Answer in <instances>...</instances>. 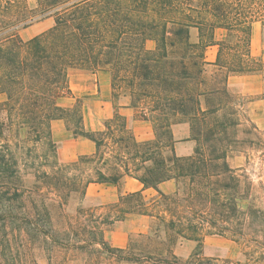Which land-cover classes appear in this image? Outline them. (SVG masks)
Returning <instances> with one entry per match:
<instances>
[{
  "label": "trees",
  "instance_id": "obj_1",
  "mask_svg": "<svg viewBox=\"0 0 264 264\" xmlns=\"http://www.w3.org/2000/svg\"><path fill=\"white\" fill-rule=\"evenodd\" d=\"M49 17L54 20L52 26L23 39L21 29ZM254 21L264 26V0H35L34 6L28 0H0V92L6 95L0 108L7 110L11 123L16 119L19 127L34 133L35 142L53 147L57 170L43 171L42 176L48 192L59 197L60 207L74 192L85 197L89 183H117L124 174L157 192L149 199L141 192L122 196L123 206L115 215H100V221L89 226L81 219L82 207L75 217L64 212L66 227L61 230L51 225L45 202L48 194L39 193L36 223L24 215L25 223L38 228L44 243L86 253L82 257L73 253L59 264H193L201 255L205 236L246 237V221L239 216L245 198L238 189L241 180L228 161L245 141L235 134L240 118L227 80L232 73L259 70L250 52ZM217 28H224L227 35L218 43L216 61L209 62L205 51L215 43ZM148 41L155 46L148 47ZM70 68L109 70L114 112L105 119L103 130L83 126L79 104L67 108L58 103L71 92ZM120 97L130 98L127 105L152 122L153 138L135 137L119 111L122 104L116 99ZM72 115L77 117L75 135L92 140L96 150L62 164L52 122L63 119L70 128ZM178 123L189 124L190 137H175L173 126ZM253 128L258 129L254 124ZM189 139L196 142L193 152L179 155L177 143ZM1 147L0 203L12 206L22 195L9 185L18 173L19 159L11 146ZM169 179L178 186L167 194L159 185ZM128 212L149 215L158 228L133 235L125 248L113 247L105 239L103 226ZM261 212L256 204L248 209L249 218L253 216L248 227L253 232L263 231L254 221ZM161 227L180 240L197 241L186 260L171 248L158 252L154 238ZM83 233H87L86 241L80 239ZM138 238L145 239L141 247H137ZM24 248L23 243L16 247L7 241L3 250L11 255L8 263L20 264Z\"/></svg>",
  "mask_w": 264,
  "mask_h": 264
},
{
  "label": "rangeland",
  "instance_id": "obj_2",
  "mask_svg": "<svg viewBox=\"0 0 264 264\" xmlns=\"http://www.w3.org/2000/svg\"><path fill=\"white\" fill-rule=\"evenodd\" d=\"M28 1L31 6L35 5V0ZM37 23L47 29L53 25L54 20L52 17H49L34 22L33 24ZM29 30H31L29 27L20 30L23 39H28L31 34ZM192 37L193 39L197 38L196 30L192 31ZM147 45L148 47H154L155 42L148 41ZM257 66L259 69L264 70L263 62L258 61ZM109 78H111V74L106 69L95 72L89 69L70 68L68 70V83L71 92L69 95L59 98L58 103L67 108L79 104V108L83 114V126L89 130L88 124L90 122L95 124L96 121V125L99 126V129L96 131L103 130L105 128V119L100 118V122H97L99 119H89L86 115L88 111L95 112V109L98 108L100 98H103L105 95L106 83ZM116 101L121 104L129 102L130 98L120 97ZM3 110L4 112L1 111L0 121L2 122L3 131L2 143L5 142V144H0L3 146L0 147L3 149L8 145L11 146L19 159L18 173L9 179V185L11 191L18 189L22 192V195L12 202V206L10 204L7 206V204L0 203V264H9L8 261H11L9 258L11 256L10 253L3 250V246L7 244V241L16 247L19 243L24 244L25 248L19 253L20 264H34V262L37 264H59L64 259L73 257V253L78 257L86 256V253L79 252L80 254H78V252L68 251L64 247H56L49 242L44 243L43 236L39 234L38 228L34 225L26 224L23 217L26 215L36 223L37 210H41L39 193H47L49 196L45 199V202L50 210L51 225L56 230H61L66 227L64 212L75 217L76 210L79 207L83 208V216L81 219L86 221L88 226L94 224L96 220L100 221L99 208L102 206L88 201L86 196L81 197L80 192H74L67 199L66 205L60 207L59 197L53 191L48 192L47 185L42 176L43 171L54 172L57 170L53 167L55 163L53 147L45 142H35L33 139L34 133H29L28 128L19 127L16 119L11 123L7 110L4 108ZM238 116L240 123L234 127L235 134L237 138L245 141V143L241 144V147H238L241 151L236 150L230 153L228 161L236 170L241 180L238 189L244 194L243 197L245 198L240 204L241 211L243 212H240L239 216L246 221L245 225H247V229L244 230L246 237L237 240V238L222 236L223 238L221 239L223 241L218 243L225 248V251L221 250L214 256L204 254V243H202L201 255L194 260V263L192 262L193 264H264V212H261L259 219L254 218V221L258 223L263 231L253 232L248 227L251 224L250 222H253V216L249 218L250 214H248V209L256 204L257 207L264 211V128L258 127L243 112H239ZM71 118L70 128H68L65 120H58L63 121L71 137L86 138L81 135H75L73 125L77 123V117L76 115H72ZM253 124L258 129H254ZM52 138L56 143V151L58 153L59 148L62 146V142L59 140L63 137L61 139L57 137ZM47 155L48 159L45 160ZM59 161L62 164L68 162L63 159ZM33 204L38 206L35 208ZM14 215L18 216V218L13 219L12 216ZM17 225L20 226V229H15ZM109 225L103 226L104 229ZM157 228L158 222L151 218L149 230L153 229L155 231ZM169 235L173 238H167ZM86 238L87 233L80 234L81 240L86 241ZM143 240L145 239H136L137 247H141L140 244ZM179 241L180 238L174 232L165 234L162 227L159 236L154 238V244L158 247V252L160 253H165L167 248H171L174 252L175 246ZM13 255L15 254L13 253ZM177 256L183 261L189 257H182L178 254ZM68 264L81 263L78 261Z\"/></svg>",
  "mask_w": 264,
  "mask_h": 264
},
{
  "label": "crops",
  "instance_id": "obj_3",
  "mask_svg": "<svg viewBox=\"0 0 264 264\" xmlns=\"http://www.w3.org/2000/svg\"><path fill=\"white\" fill-rule=\"evenodd\" d=\"M32 24L31 37L41 33L46 28L41 25ZM27 28V27H26ZM227 31L224 28H217L215 31V43L207 47L205 51V59L209 62H215L218 51L219 42L225 39ZM22 36V35H21ZM27 40V39H26ZM251 55L257 58V61L264 64V26L260 21H254L251 27ZM227 88L233 96L235 108L238 112L245 113L248 118L258 127L264 128V70L232 73L228 76ZM6 100V95L0 92V105ZM119 111L127 118L129 129L139 140H148L154 137L153 124L148 119H143L137 115L138 111L128 106L127 102L121 103ZM4 112L3 108H0ZM114 112L111 78L106 83L105 95L99 100V106L95 112H87L89 119H107L112 117ZM105 121V120H104ZM90 131H96L99 126L90 122L88 124ZM88 130V129H87ZM173 132L177 139L188 138L191 135L188 123H178L173 126ZM52 137L59 138L62 146L58 150L59 160L71 161L78 158L81 154H93L96 150L95 143L86 138H73L70 136L69 130L61 120L52 122ZM196 142L194 140L179 141L176 150L179 155H189L193 152ZM178 186L175 179L165 180L160 183L159 188L167 194L173 193ZM141 192L146 199L153 197L157 192L153 188H144L143 183L128 174L120 177L117 183H100L91 182L87 186L86 198L88 201L95 202L102 206L99 208V214L103 217L108 214L115 215L116 210L123 206L120 201L122 196ZM106 206V207H105ZM150 217L147 214L128 212L123 219L115 220L112 224L104 229L105 239L113 246L125 248L130 241L132 235L149 232ZM221 235L213 234L205 236L204 254L214 256L221 250L225 251L218 242L223 241ZM197 241L184 239L180 240L175 246V253L182 257H188L195 247Z\"/></svg>",
  "mask_w": 264,
  "mask_h": 264
}]
</instances>
